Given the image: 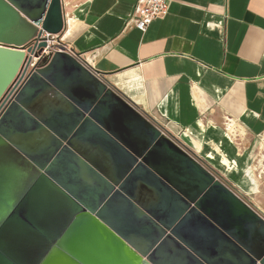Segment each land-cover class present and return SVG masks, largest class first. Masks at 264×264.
<instances>
[{
	"label": "water",
	"instance_id": "95a60500",
	"mask_svg": "<svg viewBox=\"0 0 264 264\" xmlns=\"http://www.w3.org/2000/svg\"><path fill=\"white\" fill-rule=\"evenodd\" d=\"M64 29L63 0H0V264H264L254 207L79 55L43 56Z\"/></svg>",
	"mask_w": 264,
	"mask_h": 264
},
{
	"label": "crops",
	"instance_id": "0c3cea01",
	"mask_svg": "<svg viewBox=\"0 0 264 264\" xmlns=\"http://www.w3.org/2000/svg\"><path fill=\"white\" fill-rule=\"evenodd\" d=\"M148 1L63 0L60 37L264 217V0Z\"/></svg>",
	"mask_w": 264,
	"mask_h": 264
},
{
	"label": "built area",
	"instance_id": "2783aa9c",
	"mask_svg": "<svg viewBox=\"0 0 264 264\" xmlns=\"http://www.w3.org/2000/svg\"><path fill=\"white\" fill-rule=\"evenodd\" d=\"M168 11L169 0H149L147 4L139 9L138 19L135 23L136 29L145 33L154 21L165 15ZM42 39H45L48 44V47L43 50V56H49L62 49L70 52L61 37L57 38V36H51L43 32Z\"/></svg>",
	"mask_w": 264,
	"mask_h": 264
},
{
	"label": "rangeland",
	"instance_id": "374dc122",
	"mask_svg": "<svg viewBox=\"0 0 264 264\" xmlns=\"http://www.w3.org/2000/svg\"><path fill=\"white\" fill-rule=\"evenodd\" d=\"M129 80V78L128 79H126L125 77H123L121 80H114L115 81V83H116V81H118L119 82V87L120 88H122L123 86L122 85H125L126 86V88L124 89V91H128V88L130 89L131 88V84H129L127 81ZM117 84V83H116ZM123 89V88H122ZM264 201V200H263ZM264 203V202H263Z\"/></svg>",
	"mask_w": 264,
	"mask_h": 264
},
{
	"label": "bare ground",
	"instance_id": "6f19581e",
	"mask_svg": "<svg viewBox=\"0 0 264 264\" xmlns=\"http://www.w3.org/2000/svg\"><path fill=\"white\" fill-rule=\"evenodd\" d=\"M231 131V130H230Z\"/></svg>",
	"mask_w": 264,
	"mask_h": 264
}]
</instances>
